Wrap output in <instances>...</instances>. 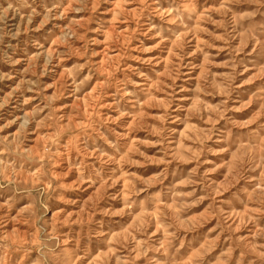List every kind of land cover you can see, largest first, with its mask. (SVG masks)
I'll list each match as a JSON object with an SVG mask.
<instances>
[{"label":"rangeland","instance_id":"obj_1","mask_svg":"<svg viewBox=\"0 0 264 264\" xmlns=\"http://www.w3.org/2000/svg\"><path fill=\"white\" fill-rule=\"evenodd\" d=\"M0 264H264V0H0Z\"/></svg>","mask_w":264,"mask_h":264}]
</instances>
